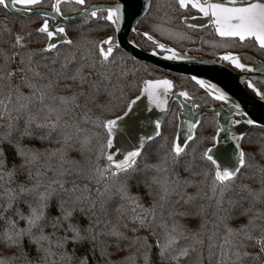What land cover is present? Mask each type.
I'll list each match as a JSON object with an SVG mask.
<instances>
[{"label": "snow or ice", "instance_id": "1", "mask_svg": "<svg viewBox=\"0 0 264 264\" xmlns=\"http://www.w3.org/2000/svg\"><path fill=\"white\" fill-rule=\"evenodd\" d=\"M0 9L16 18L11 25L7 20L0 22V118L8 117L9 129L0 135V145L7 143L21 158L19 166L5 171L7 157L0 146V180L5 176L11 180L19 168L27 169V179L34 181L17 189L3 188L5 210L13 207L18 196H24L29 213L16 209L18 219L7 221L10 227L0 234V243L20 249L26 256L27 240L42 254L43 264L53 256L66 264H87L86 259L68 253L66 245L96 241L100 232L94 233L93 228L101 223L107 226L104 235L119 243L125 238L120 221L126 212L142 228L151 227L156 219V202L144 208L141 200L145 196L159 194L165 200L175 195L187 204L200 197L206 186V198L214 200L213 214L224 230L218 241L213 240L215 233L209 236L210 260L215 258V264H264V165L256 164L244 148L245 141L256 143L249 133L264 132V116L250 114L210 78L192 75L195 91L176 90L172 79L151 78L144 65L148 78L137 80L139 61L124 51L117 37L127 24L150 47L152 56L190 61L195 57L188 53L200 49L176 45L184 40L195 44L189 33H211L213 39L201 38L200 45L213 49V62L237 72L239 82L264 102V60L247 51L254 48L264 54V0H0ZM133 20L147 27L141 31L131 26ZM85 30L95 34L94 38L83 41L79 33ZM135 37L126 43L141 47ZM173 98L178 101L175 112L170 103ZM144 111L149 116L144 117ZM205 111L213 117L210 132L201 131ZM13 113L27 116L21 138L43 142L58 137V148L45 149L60 161L51 177L45 179L46 173L39 169L32 171L31 166L43 154L39 149L12 141ZM242 125L250 127L243 129ZM148 127L151 132L136 135ZM168 128L174 131L166 134ZM153 145L156 162L141 166ZM70 153L85 157L84 163L69 158ZM259 155L264 157V143ZM248 169H255L258 176H248ZM181 171L188 174L183 179ZM150 172L155 174L149 176ZM196 176L202 179H194ZM253 183H259V188H253ZM189 187L196 191L185 192ZM33 192H38L36 206L26 199ZM53 206L59 215L51 219V227L67 224L65 234L55 241L54 234H45L40 227L46 209ZM77 212L95 217L94 223L90 219V226L83 230L70 223ZM112 214L115 222L107 219ZM196 214L176 209L168 212L169 217ZM19 220L25 221L24 228L18 227ZM231 220L243 222L232 227ZM161 227L163 238L157 237L156 247L162 260L203 264L197 251V246L202 249L204 245L203 223L199 230L187 229L176 220L170 227ZM133 243L139 244L137 251L144 264H150L148 237L137 236ZM0 264L8 262L0 259Z\"/></svg>", "mask_w": 264, "mask_h": 264}, {"label": "trees", "instance_id": "2", "mask_svg": "<svg viewBox=\"0 0 264 264\" xmlns=\"http://www.w3.org/2000/svg\"><path fill=\"white\" fill-rule=\"evenodd\" d=\"M155 3V0H153ZM13 19H16L15 17L11 16L10 14L6 13L5 10L0 9V22H4L7 20L9 25L12 24ZM25 24H28L27 20L23 21ZM163 23V22H162ZM34 25H29V27H33ZM165 27H167V24H164ZM136 27H139L142 30H144L145 27H147V24H141L137 25ZM27 30V28L25 29ZM71 34V33H70ZM191 35V39L197 41L199 32L197 33H189ZM79 36L82 38L83 41H87L88 39L94 38L95 34L89 33L86 30L79 33ZM135 37V34L132 36ZM137 42L141 45V47L148 48L147 45L144 44L142 40H140L139 37H135ZM206 40H212L213 35L211 33H207L205 38ZM169 43H171L169 41ZM192 44L188 40H184L177 44V47L185 48L187 45ZM203 48L201 51L204 53H211L213 49L208 47L207 45H203ZM258 53V52H257ZM258 57L261 59H264V54L258 53ZM144 65H147L149 67V70L151 71V78L159 77L165 74V72H162L160 69H157L156 67L148 64L143 63L139 61V64L137 65V68L139 71L137 72L136 79L139 80L140 78H148L147 74L143 71ZM176 87L178 88H186L190 91H195V85L193 82H191L189 77L181 76V75H174L171 74ZM26 91V90H25ZM177 106H172V111ZM13 120H12V129H11V139L12 141L19 142L21 146H26L28 148H35L39 149L41 153H43L40 158L31 166L33 173L37 169H39L42 173H46L45 179L47 177L52 176V169H55L59 166L60 161L57 157L49 156L47 152H45V149L52 150L59 147V143H57L58 137L53 136L50 140L46 141H39V140H30L27 138H21L20 132L24 128V121L26 120L27 116L26 114H21L20 116H17L16 113L12 114ZM205 121V128L201 129L203 132H210L211 131V121L213 119L212 116H204ZM8 117L5 116L4 118H0V135L3 133L9 131L8 127ZM174 131L173 128H168L166 134H171ZM249 136L252 140H254L256 143L253 145H249L247 141L244 142V148L246 151L250 152L254 158V162L258 165H264V157H261L259 155V148L260 144L264 143V132H261L260 130H254L251 133H249ZM5 148V155L7 157V165L6 169H11L13 165L19 166L21 163V158L16 156L15 149L12 148L7 143L0 145ZM69 158H75L77 160H80V162L83 164L85 157H81L78 153H70ZM157 160V151L156 146L153 145L151 148L147 150L145 153L144 158L141 160V166H143L144 163H155ZM50 166V167H49ZM64 167H67V165H64ZM155 173H148L149 176L154 175ZM162 176L163 174H159ZM169 179L172 178L171 171L169 172ZM187 173H184L181 171L180 178L183 179L185 176H187ZM248 176H258V173H256L255 169H248L247 170ZM196 180L202 179L201 176L193 177ZM34 181H29L27 179V169H19L17 170L16 174L9 180L8 177H4L3 180H0V185H3V187H0V234H2L6 229L10 227V225L7 223L9 219L11 220H17L18 218L15 216V211L17 208L20 209L21 212L24 213V215H28L29 209H28V203L25 202L24 196H18L12 203L13 207L11 209L5 210L4 203L7 200V197L3 195V188L4 187H12L14 189H17L20 184L30 185ZM240 181H238L239 183ZM244 183H251V181L244 179ZM82 183H86V181H82ZM259 183H253V188H259ZM95 187V185H93ZM154 191L156 190V185H153ZM43 189H39V191H42ZM133 192H136L137 189L133 188ZM139 191L142 193L143 188L139 189ZM196 190L195 188H187L185 189V192L191 194L194 193ZM207 193V187L205 186L204 192L201 193L200 197H197L196 200L190 201L189 203L185 204L184 199L178 198L175 195L168 196L165 200H160L159 194H156L154 196L148 197L145 196L141 203L144 205V208H149L153 201L156 202V211L157 216L156 219L152 222L151 227L149 228H142L140 225L132 219V214L130 212H126L125 215L121 218L120 221V231L124 234L125 238H122L119 240V243H117V238L112 236L104 235V232L107 230V226L103 223L100 225H97L95 228H93V232H100V235L98 236L97 240L92 243H83L73 246L71 243L66 245V251L70 254H74V258H83L87 260V264H144L143 256L140 252L137 251V249L140 247L138 243H133V240L135 237L140 236H147L148 237V244L151 245V251L149 253V260L150 264H171L170 261L162 260L158 254V249L156 247V241L157 237L163 238V232L164 229L161 227L162 224H166L169 227L171 226L173 220L179 221L181 224L185 225L187 229L191 230H199L200 225L204 224L203 231V238H204V245L201 249L200 246H197V251L201 253L203 264H215V258H212L210 260L208 252V244L209 236L215 233V236L213 237L214 241H218L220 238H222L224 234L223 225L220 223V221L217 218V215H214L213 213L216 212V209L214 207V200H209L206 198ZM37 197L38 192H33L27 195L26 199L28 202L32 203L33 206H36L37 204ZM160 205H163L161 208ZM172 209L176 210H188L189 212H195L197 213L195 216L193 215H186V216H174L169 217L168 212ZM139 212L140 210L137 209ZM59 213L56 210V208L49 207L46 209V216L45 218L40 222V227L43 228V231L45 234H54L51 236L52 240L55 241L57 238L62 237L65 234L64 229L67 227V224H65L63 227L59 229H53L50 225V221L53 217L58 216ZM90 219L95 221V217H89L87 213H79L77 212L74 214L73 218L69 221L70 223L77 225L81 230L87 228L90 226ZM101 219H105L104 217H101ZM108 220L115 222V215H109L107 217ZM242 220H231L229 221V225L232 227H237L240 223H242ZM124 225H127L125 227ZM19 228L25 227V221L19 220L18 222ZM133 227L137 229V231H133ZM155 232V235H152V233ZM183 243V241H182ZM53 250L55 251V246L53 245ZM255 251V249H252ZM23 252L27 255H22L21 250L14 248V247H7L3 243H0V259L6 260L8 264H43L42 262V254L38 253L36 250L35 245H28L27 240L24 242V248ZM128 257H134V260H127ZM48 264H66L65 261L60 260L57 256H53L49 261Z\"/></svg>", "mask_w": 264, "mask_h": 264}, {"label": "water", "instance_id": "3", "mask_svg": "<svg viewBox=\"0 0 264 264\" xmlns=\"http://www.w3.org/2000/svg\"><path fill=\"white\" fill-rule=\"evenodd\" d=\"M131 26H136L135 20L131 22ZM132 32L130 31L129 25H125L120 33L117 34L118 39H120L123 42V49L124 51L130 55L135 56L138 61L143 63H148L157 69L164 70L168 73L191 77L192 75H198L205 78H210L213 80V82H217L220 86L225 87L226 90L230 92L233 99L240 103L241 106L249 111L250 114H252L255 117H261L264 116V102L259 101L253 93H251L250 90H248L243 84L239 82L238 79V73L233 71L232 69H229L221 64L215 63L214 57H208L202 54L198 53H188L190 56L195 57V59L190 61H167L164 60L158 56H152L150 54L151 50H145L141 47H134L132 45H128L126 43L127 40H131L129 38V35ZM205 32H202L201 38H203ZM200 44V41H199ZM197 45V47L199 46ZM254 55L253 53H251ZM257 60H263L256 55H254ZM143 99V98H142ZM176 102L178 104V101H176L174 98L170 101L171 104ZM144 103L146 104L147 101L144 100ZM211 107V106H210ZM178 110V109H177ZM157 115H161L157 110ZM137 115H141L139 112ZM144 117L149 116V113L147 111H144L142 114ZM204 116H211L208 111L204 112ZM127 119V118H125ZM243 129H247L250 126L242 125ZM151 132V128H142L140 131L136 133L137 136L144 135L145 132ZM120 130H117V135L119 136ZM129 140L131 143L135 144V140H131V137H129ZM223 146H227L226 143L223 142ZM219 146V145H218Z\"/></svg>", "mask_w": 264, "mask_h": 264}, {"label": "flooded vegetation", "instance_id": "4", "mask_svg": "<svg viewBox=\"0 0 264 264\" xmlns=\"http://www.w3.org/2000/svg\"><path fill=\"white\" fill-rule=\"evenodd\" d=\"M137 26V25H136ZM135 26V27H136ZM135 33H131L130 35H129V38L130 39H133V35H134ZM201 34H202V32H199V36H198V39H197V41H196V43L195 44H190V45H187L184 49L185 50H187V49H195V48H199L200 50L199 51H195V50H193V51H190V53H198V54H202V55H205V56H208V57H213L212 55H211V53H212V51H211V53H204L203 51H201L202 49H204L203 48V46H201L200 44H199V41H200V37H201ZM206 34L207 33H204V35H203V39L205 38V36H206ZM162 42H164L163 40H162ZM199 44V46L197 47V45ZM142 49H145V50H150V47H148V48H144V47H141ZM247 51H250L251 53H253L254 55H256L257 57H258V53H257V51L254 49V48H251V49H247ZM260 58V57H259ZM264 60V59H263ZM162 72H165V74L164 75H162V76H159V77H167V78H169V79H172L173 81H174V79H173V77H172V73H168V72H166V71H164V70H161ZM174 75H176V74H174ZM155 78H158V77H155ZM175 83V82H174ZM179 89H181V88H178V87H176V90H179ZM174 105H176L177 106V109H178V104L176 103V102H174L173 104H172V106H174ZM210 106H213V105H210Z\"/></svg>", "mask_w": 264, "mask_h": 264}, {"label": "rangeland", "instance_id": "5", "mask_svg": "<svg viewBox=\"0 0 264 264\" xmlns=\"http://www.w3.org/2000/svg\"><path fill=\"white\" fill-rule=\"evenodd\" d=\"M173 111H174V112H175V111H177V107H176V108H174V110H173ZM205 121H207V120L205 119V120H204V122H205Z\"/></svg>", "mask_w": 264, "mask_h": 264}]
</instances>
